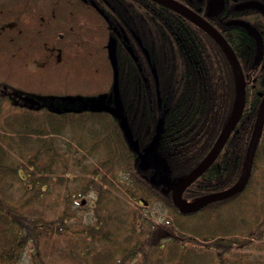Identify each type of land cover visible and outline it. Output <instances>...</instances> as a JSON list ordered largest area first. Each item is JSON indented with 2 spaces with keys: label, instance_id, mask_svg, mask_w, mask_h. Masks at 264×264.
<instances>
[{
  "label": "trees",
  "instance_id": "16d2710c",
  "mask_svg": "<svg viewBox=\"0 0 264 264\" xmlns=\"http://www.w3.org/2000/svg\"><path fill=\"white\" fill-rule=\"evenodd\" d=\"M117 16L119 26L140 27L139 14ZM191 29L178 28L180 47L164 40L170 33H139L157 74L159 106L152 68L131 35L137 65L84 0H0V264L263 262L254 252L264 251V193L243 225L233 218L208 231L189 220L215 213L250 187L264 162V124L245 189L198 211L178 212L171 191L151 183L153 170L142 160L157 161L175 182L183 179L234 112L236 81L227 56ZM221 32L244 75V107L215 160L184 190L187 202L238 181L264 95L253 38L233 24ZM77 132L76 145L64 138ZM74 180L78 185L66 187L63 207L54 212V199L45 201L51 185ZM87 194L89 210L72 207ZM152 211L164 212L162 226Z\"/></svg>",
  "mask_w": 264,
  "mask_h": 264
},
{
  "label": "flooded vegetation",
  "instance_id": "af4514ba",
  "mask_svg": "<svg viewBox=\"0 0 264 264\" xmlns=\"http://www.w3.org/2000/svg\"><path fill=\"white\" fill-rule=\"evenodd\" d=\"M44 1L46 3L47 0ZM171 1L178 3L179 5L187 9L190 13L198 16L200 19L206 22L224 39L227 44L228 42L224 38L221 29L227 28L230 24L244 28L248 32V34L253 38L258 51V44L256 39L249 33L247 28L240 25V22L250 25L253 29H255V31L259 35L261 42V55L258 57L256 55L255 60L256 62L262 60V65H264V37H262V33H264V21L262 22L263 25H258L253 20L256 18V14H258L264 19V0ZM84 2L86 5H89L91 8H93L96 14H101V17L106 21L107 26L115 33V35L120 40L121 45L128 54L129 52L126 48L129 47L130 49H132L134 56H136L137 58V63H135L136 65L138 64L139 54L136 53V48L134 44H132L131 40L128 39V34L131 35L133 41L135 42L139 50V53L142 54L146 64L150 69H153L150 55L144 42L142 41V38L139 36V33L144 32L146 30L149 33H170L168 37L164 36V40L167 39L168 44L171 46L175 45L180 47L181 39H179V36H175V34L178 32V28L182 27L184 29H191V26L193 25L203 31L205 34H207L216 43V41L208 33H206L192 20L188 19L180 12L170 8L169 6L157 0H84ZM41 3H43V0H41ZM69 14L74 13L70 12ZM108 14H111L114 17V22H111V20L109 19L110 17H108ZM117 14H139L137 24L140 27L132 29L131 27L124 24L119 26L120 21ZM258 28H260V30ZM229 47L231 48L230 45ZM129 56L133 60L130 54Z\"/></svg>",
  "mask_w": 264,
  "mask_h": 264
},
{
  "label": "water",
  "instance_id": "95a60500",
  "mask_svg": "<svg viewBox=\"0 0 264 264\" xmlns=\"http://www.w3.org/2000/svg\"><path fill=\"white\" fill-rule=\"evenodd\" d=\"M157 1L169 6L170 8L180 12L188 19L192 20L216 41V43L222 48V50L224 51L225 55L228 58L231 67L233 69L235 81H236V105L230 120L228 121L227 125L222 130V132L220 133L219 137L217 138L216 142L214 143V145L212 146L211 150L204 158V160L187 176L175 182L171 180L166 174H164L162 170H160V165L157 161L152 160L151 158L142 157V160L145 162L146 167L151 168L153 170V174L151 175L150 178L151 183L153 185H162L164 189L171 191L172 202L174 206L176 207L178 212H180L181 214H186L193 211H198L210 203L229 199L237 194H240L245 189V186L251 175L252 162H253L255 150L258 145L262 127L264 124V97L259 105L253 131L246 151L243 170L238 181L233 186H231L226 190L207 194L195 200L191 204H188L185 200L182 199V194L184 190L212 164V162L215 160V158L221 151L222 147L224 146L225 142L227 141L228 137L230 136L231 132L235 128V125L241 116L245 101L244 76L232 49L224 41V39L214 29H212L206 22H204L198 16L190 13L187 9H185L178 3H175L171 0H157ZM240 25L247 28L249 33L256 39L258 44L257 57L260 56L261 42L259 35L255 31V29H253L250 25L241 22ZM126 49L133 58L134 62L137 63V58L136 56H134L132 49H130L129 47H127ZM152 74L154 75L155 78V85L158 96L157 100H158V105L160 106V98L158 95V81L154 68L152 69ZM117 110H119L118 107ZM84 202L85 201L82 200L80 204L83 205Z\"/></svg>",
  "mask_w": 264,
  "mask_h": 264
},
{
  "label": "rangeland",
  "instance_id": "374dc122",
  "mask_svg": "<svg viewBox=\"0 0 264 264\" xmlns=\"http://www.w3.org/2000/svg\"><path fill=\"white\" fill-rule=\"evenodd\" d=\"M32 68V67H31ZM22 75H25L24 73ZM23 84L26 83V81L22 82ZM27 84V83H26ZM77 89H81V90H87L88 88L86 86H76ZM80 136V132H77L76 134H70L68 133L66 135L69 142H71L72 144L76 145L77 139ZM64 142V140H63ZM82 152V151H80ZM70 157L71 153H69ZM74 157H77L76 155H74ZM70 161V159H69ZM78 162V161H75ZM71 168V167H70ZM264 168V162H260L258 165V171L259 174L258 176L262 175V172L260 173V170H262ZM75 175H77V172H73ZM258 176L256 175L253 179L252 184L250 185V187L246 190V192L236 201H233L232 203L226 205V206H222L221 208H219L215 213H210V214H204V213H200L196 218H194V220H189L190 223L198 225L202 230L207 229L208 231H213L216 230V226L222 222H226L227 220H232L233 218L236 220H240V225H243L244 223H247V220L250 216L251 210L255 209V207L257 205H259V203H261L263 201V193H264V187L262 185V180L258 179ZM78 185V181L74 180V181H70L68 182V184H64V185H51L49 191H50V197L46 198L45 201L46 202H50L52 203V200L54 199V204H53V210L54 212H58L61 210V208L63 207V199H62V194L66 191V187H74ZM55 188V189H53ZM61 199H58L60 198ZM53 198V199H52ZM91 195L87 194L86 196H80L79 198H77L76 200H74V204L72 207H85L89 210V206L91 205ZM56 200V201H55ZM84 200V204L81 205L80 202ZM87 209H82L80 210V214L83 215H88L87 214ZM165 211V210H164ZM151 214L154 217L155 222L162 226L160 223H162V216L164 214V212H160L157 213L155 211H152ZM158 215V217H157ZM235 216H239L240 218H236ZM168 230V229H165ZM163 232V229L160 230V233ZM200 247V246H199ZM203 247H205V245H202L201 248L204 249ZM247 250V249H246ZM245 252H248L245 251ZM252 252V251H249ZM254 254L256 255H260L263 254V262L261 263H254V264H264V251L260 252H254ZM252 259V257H251ZM228 262H231L230 259L227 260ZM230 264H246L243 262H237V263H230Z\"/></svg>",
  "mask_w": 264,
  "mask_h": 264
},
{
  "label": "bare ground",
  "instance_id": "6f19581e",
  "mask_svg": "<svg viewBox=\"0 0 264 264\" xmlns=\"http://www.w3.org/2000/svg\"><path fill=\"white\" fill-rule=\"evenodd\" d=\"M221 48V47H220ZM222 49V48H221ZM223 51V50H222ZM224 52V51H223ZM263 67H264V65H263ZM242 71V70H241ZM244 76V75H243ZM154 80H155V78H154ZM263 80H264V74H263ZM157 81H158V78H157ZM244 90H245V85H246V82H245V79H244ZM155 87H156V85H155ZM158 95H159V98H160V93H159V91H158ZM156 97L158 98V96H157V90H156ZM263 97H264V95L262 96V99H263ZM262 99H261V101H262ZM244 107V106H243Z\"/></svg>",
  "mask_w": 264,
  "mask_h": 264
}]
</instances>
